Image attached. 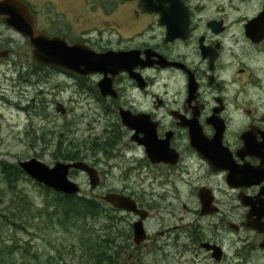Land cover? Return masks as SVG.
I'll use <instances>...</instances> for the list:
<instances>
[{
    "label": "flooded vegetation",
    "instance_id": "1",
    "mask_svg": "<svg viewBox=\"0 0 264 264\" xmlns=\"http://www.w3.org/2000/svg\"><path fill=\"white\" fill-rule=\"evenodd\" d=\"M20 1L37 32L133 55L114 75L64 72L84 115L103 125L65 160L96 171L95 187L85 171L69 175L83 174L80 195L112 212L111 243L90 263L264 264V0H163L164 14L142 0ZM31 51L0 18L1 74L21 88L49 83ZM108 168L119 181L100 190Z\"/></svg>",
    "mask_w": 264,
    "mask_h": 264
},
{
    "label": "rangeland",
    "instance_id": "2",
    "mask_svg": "<svg viewBox=\"0 0 264 264\" xmlns=\"http://www.w3.org/2000/svg\"><path fill=\"white\" fill-rule=\"evenodd\" d=\"M9 34L12 35L11 32ZM15 36L18 37L17 34ZM1 73L0 67V161L16 164L21 160L36 158L52 166L56 161H65L58 157L62 151H77L82 140L100 134L103 125L93 124L84 115L88 109L82 102H77V95L71 93V79L64 72L51 69L47 73L49 83L23 88L16 83L14 75ZM11 76L14 80H10ZM56 102L63 104L67 110L65 114L61 115L55 110ZM56 150L59 151L57 155ZM102 163L107 164L108 159H103ZM107 170L100 190L119 181L117 172L111 168ZM69 176L80 186L81 195L89 192L83 174L72 171ZM36 183L33 179L21 177L9 187L0 172V211L5 210V213L6 208L16 207L11 204L18 201L15 193L30 199L33 211L43 207V190ZM26 213L24 219H21V213H17V219L12 223L0 222V246L4 243L9 245V240L18 241L21 247L27 243L30 246L28 254L23 249L21 253L16 251L7 257L4 264H22L34 257L42 263L51 259V264H90V247L80 242L83 231L51 221L43 212L41 218L35 219L28 218L29 212ZM103 217L104 214L90 220L85 228L101 234Z\"/></svg>",
    "mask_w": 264,
    "mask_h": 264
},
{
    "label": "water",
    "instance_id": "3",
    "mask_svg": "<svg viewBox=\"0 0 264 264\" xmlns=\"http://www.w3.org/2000/svg\"><path fill=\"white\" fill-rule=\"evenodd\" d=\"M142 1L149 11L165 13L160 7H157L164 3L163 0ZM165 1L171 5L181 4L180 0ZM0 18L8 27L28 39V43L32 47V57L39 65L82 77L94 72H109L114 75L119 69L126 68L127 66L124 64L133 57L132 53L124 54L111 51L96 53L79 43L69 45L60 36L37 32L34 15L29 11L28 6L20 0H0ZM161 22H163L162 19ZM111 79L112 77H104L98 82L102 93L109 91ZM55 110L61 114L65 112L61 104H56ZM18 165L26 175L37 183L63 194H78L79 192V185L69 178V170L72 168L85 171L89 176L91 187H95L99 182L96 171L81 161H56L52 166H49L39 159L30 158L19 161ZM103 199L116 208L125 210L132 208L127 197L107 193Z\"/></svg>",
    "mask_w": 264,
    "mask_h": 264
},
{
    "label": "trees",
    "instance_id": "4",
    "mask_svg": "<svg viewBox=\"0 0 264 264\" xmlns=\"http://www.w3.org/2000/svg\"><path fill=\"white\" fill-rule=\"evenodd\" d=\"M57 149L59 150V148ZM58 150H56L55 155H57V153L59 152ZM58 157L62 158L63 160H75L79 159V154L77 151H62L61 155ZM0 172L3 176L4 181L9 187L21 177L31 180V178H29L23 172L18 164L0 161ZM36 185L43 190L42 192L45 197L44 206L36 211H33L30 199L26 198L25 195H19L18 193H15L18 201L15 204H11L16 205V207L6 208L7 212L5 213V210L0 211V222L12 223L15 219H17V213H21V219H24V214L26 212H29L28 218H41V213L43 212L51 218V221H55L56 223L66 228L71 226L77 228L78 231H83L80 238V242L82 243L81 245L90 247L91 252L97 254V251H100L101 253L106 254V250L104 247L110 245L111 243L110 239L112 236L113 223L111 210L109 208L105 207L103 203L98 202L93 198H86L77 194H63L55 192L47 187H44L41 184L36 183ZM21 210L23 211L20 212ZM102 214L105 215V217H103L102 219L103 232L101 234H96L88 231L85 228L87 222L92 219L94 220L96 218H100ZM9 241V245L4 243L0 246V264H4L7 257L11 256L16 251L21 253V249H23L24 253H29L30 246L28 243L24 244V246L21 247L18 241ZM95 246H102L103 249H97V251H94L96 250ZM22 264H51V259H48L47 262L42 263L41 260H39L37 257H34L33 260H27Z\"/></svg>",
    "mask_w": 264,
    "mask_h": 264
},
{
    "label": "bare ground",
    "instance_id": "5",
    "mask_svg": "<svg viewBox=\"0 0 264 264\" xmlns=\"http://www.w3.org/2000/svg\"><path fill=\"white\" fill-rule=\"evenodd\" d=\"M19 110V109H18Z\"/></svg>",
    "mask_w": 264,
    "mask_h": 264
}]
</instances>
